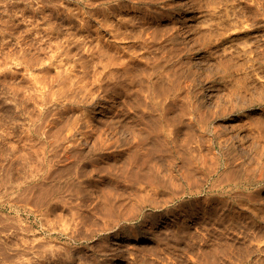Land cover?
Returning <instances> with one entry per match:
<instances>
[{"label":"rangeland","instance_id":"1","mask_svg":"<svg viewBox=\"0 0 264 264\" xmlns=\"http://www.w3.org/2000/svg\"><path fill=\"white\" fill-rule=\"evenodd\" d=\"M0 264H264V0H0Z\"/></svg>","mask_w":264,"mask_h":264},{"label":"bare ground","instance_id":"2","mask_svg":"<svg viewBox=\"0 0 264 264\" xmlns=\"http://www.w3.org/2000/svg\"><path fill=\"white\" fill-rule=\"evenodd\" d=\"M53 11H54V10H53ZM42 18H43V17H42ZM52 24H53V23H52ZM89 26H90V25H89ZM51 27H52V26H50V28H49V27H48V28L51 29ZM54 27H55V26H54ZM54 27H53V28H54ZM58 27H59V25H58ZM34 29L36 30L37 28H34ZM45 29H46V28H45ZM56 29H57V28H56ZM39 31H40V30H39ZM48 31H49V30H48ZM54 31H55V30H54ZM54 31H51L50 33L52 34V32H54ZM60 31H62V30H59V32H60ZM45 32H47V31H45ZM56 32H57V31H56ZM62 32H63V31H62ZM10 33H11V32H10ZM37 33H38V32H37ZM39 33H40V32H39ZM50 33H48V34H50ZM56 34H58V33H56ZM59 34H60V33H59ZM4 36H5V35H4ZM8 43H10V41H8ZM8 43H7V44H8ZM5 44H6V41H5ZM8 46H9V45H8ZM39 46H40V45H39ZM41 46H42V49H45V48H43V45H41ZM45 46H46V45H44V47H45ZM47 46H48V45H47ZM47 46H46V47H47ZM50 46H51V45H50ZM56 46H59V45H56ZM3 47H6V46L3 45ZM59 47H60V46H59ZM61 47H62V46H61ZM7 48H8L7 51L10 50L9 47H7ZM27 48H28V47H27ZM37 48H38V47H37ZM28 49H29V48H28ZM40 49H41V48H40ZM17 50H18V49H16L15 52H17ZM22 50H24V49H22ZM25 50H26V48H25ZM38 50H39V49H38ZM57 50H58V49H57ZM59 50H60V49H59ZM5 51H6V50H5ZM7 51H6V54H7V53L10 54V52H11L12 50H11L10 52H7ZM40 51H42V50H40ZM62 51H63V50H62ZM64 52H65V51H64ZM26 53H27V52H26ZM59 54H61V53H58L57 56H60ZM62 54H63V53H62ZM66 54H67V53H66ZM7 55H8V54H7ZM52 55H53V54H52ZM8 56H11V55H8ZM8 56H7V57H8ZM55 56H56V55H55ZM62 56H63V55H62ZM65 56H66V55H65ZM5 58H6V57H5ZM8 58H9V57H8ZM50 58H51V57H50ZM57 58H58V57H57ZM57 58H56V59H57ZM61 58H62V57H61ZM68 58H69V56H68ZM62 59H63V58H62ZM65 59H67V58H65ZM50 60H51V59H50ZM26 61H29V60L26 59ZM51 61H52V60H51ZM51 61H50V62H51ZM56 61H57V60H56ZM29 62H30V61H29ZM59 62H60V61H59ZM61 62H63V61H61ZM51 63H52V62H51ZM64 63H66V61H65ZM53 64H54V62H53ZM57 64H60V63H57ZM57 64H56V65H57ZM62 64H63V63H62ZM62 64H61V65H62ZM59 66H60V65H59ZM65 66H66V65H65ZM60 67H62V66H60ZM36 82H37V81H36ZM38 82H40V80H39ZM41 82H43V81H41ZM44 83H45V82H44ZM40 84H41V83H40ZM45 84H46V83H45ZM45 84H42V86L45 85ZM47 85H48V84H46L45 86L47 87ZM37 86H38V85H37ZM45 86H43V87L45 88ZM49 87H50V86H49ZM49 87H48V88H49ZM39 88L41 89V87H39ZM46 90H47V89H46ZM43 93L45 94V92H43ZM41 95H43V94H41ZM175 98H176V97H175ZM172 106H174V105H172ZM172 109H173V107H172ZM166 111H167V110H166ZM174 111H176V108L174 109ZM164 112H165V111H164ZM165 114L168 116L169 113H168V114L165 113ZM177 114H178V113H177ZM163 115H164V114H163ZM166 115H164V117H166ZM175 116H176V115H175ZM176 118H177V117H176ZM176 121H177V120H176ZM179 125H180V124H179ZM173 131H174V130H173ZM172 133H173V132H172ZM166 134L168 135V133H166ZM174 134H175V133H174ZM174 134H173V136H174ZM169 135H170V134H169ZM175 135H176V136L179 135V131L176 132ZM167 137H168V136H167ZM100 139H101V138H100ZM176 139H177V138H176ZM101 142L103 143V140H101ZM67 154H68L67 157H72V156H74V154H72V153H70V152L67 153ZM46 159H47V161L49 160L48 155L46 156ZM46 169H47V173H44V172H43L42 175H41V177H40L39 179H36V178L34 177V178H32V180H33V181H37V180L42 179V177H47L49 174H51V172L49 171V170H50V164H49V163H47V168H46ZM51 169H52V168H51ZM78 173H79V172H78Z\"/></svg>","mask_w":264,"mask_h":264}]
</instances>
